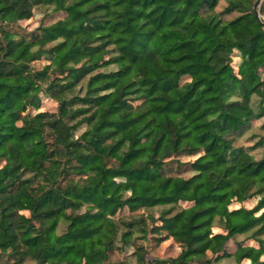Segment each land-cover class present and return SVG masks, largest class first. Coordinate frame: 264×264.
<instances>
[{"label":"trees","instance_id":"obj_1","mask_svg":"<svg viewBox=\"0 0 264 264\" xmlns=\"http://www.w3.org/2000/svg\"><path fill=\"white\" fill-rule=\"evenodd\" d=\"M219 1L0 0V264H264V0Z\"/></svg>","mask_w":264,"mask_h":264},{"label":"rangeland","instance_id":"obj_2","mask_svg":"<svg viewBox=\"0 0 264 264\" xmlns=\"http://www.w3.org/2000/svg\"><path fill=\"white\" fill-rule=\"evenodd\" d=\"M225 6H226V1L220 0L216 6V11L218 12L221 11ZM50 9H51V6H40L41 13L38 14L36 18L41 17L42 14L49 11ZM59 17H60V14H52L51 16L47 17L43 21L45 24H49ZM223 17L225 19H229L232 17V15H224ZM38 23H39L38 19L34 21L22 20V21L17 22L16 24L10 25L9 29H11L12 31L16 32L19 35L28 37L30 31L34 29L35 27H37ZM247 66H248V63L246 62V60H244L243 57L241 56L235 57L234 67L238 73H241L243 69H245ZM45 106L49 110H55V104L51 101L46 102ZM263 124H264V118L260 119L259 122H256L251 128L245 130L242 133V135L236 140V144L237 145L239 144L253 145L261 136H264V128L261 127V125ZM252 152L254 153L256 157H260V155L264 153V146H258ZM184 175L187 176L188 174H184ZM160 210H161L160 207H155V208L150 209L149 211H151L154 215H157ZM122 213L125 214L126 211ZM242 238L243 236H239L238 239H242ZM232 248L233 246H230V245L228 246L229 250ZM177 252H178V248L175 246V244L166 242L160 247V249L158 250L156 254H158V256L168 257L171 255H176Z\"/></svg>","mask_w":264,"mask_h":264},{"label":"water","instance_id":"obj_3","mask_svg":"<svg viewBox=\"0 0 264 264\" xmlns=\"http://www.w3.org/2000/svg\"><path fill=\"white\" fill-rule=\"evenodd\" d=\"M260 2H261V0H257V3H256V5H255V12H256V17H257V18H259V13H258V9H257V8H258Z\"/></svg>","mask_w":264,"mask_h":264}]
</instances>
